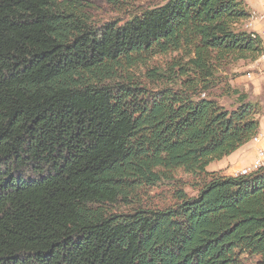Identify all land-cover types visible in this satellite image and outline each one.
Returning a JSON list of instances; mask_svg holds the SVG:
<instances>
[{
    "label": "trees",
    "instance_id": "obj_1",
    "mask_svg": "<svg viewBox=\"0 0 264 264\" xmlns=\"http://www.w3.org/2000/svg\"><path fill=\"white\" fill-rule=\"evenodd\" d=\"M251 18L246 0L99 24L59 0H0V264H264V166L206 170L260 130L262 105L227 76L263 52ZM167 52L151 89L135 72ZM178 169L202 176L195 194L139 204Z\"/></svg>",
    "mask_w": 264,
    "mask_h": 264
},
{
    "label": "rangeland",
    "instance_id": "obj_2",
    "mask_svg": "<svg viewBox=\"0 0 264 264\" xmlns=\"http://www.w3.org/2000/svg\"><path fill=\"white\" fill-rule=\"evenodd\" d=\"M59 2L61 7L81 13L86 16L90 22L99 24L109 20L123 22L131 16L138 14L145 8L163 2V0H135L130 3L112 0H59ZM255 5L264 12V0H255ZM255 17L259 19V15ZM251 20H253V18ZM249 21H247L245 25ZM245 28L247 27L245 26ZM173 55L174 54L167 52L166 54L152 56L139 66V69L135 72L137 77L143 83L147 84L149 88L152 89L153 87H156V77L153 78L148 76L147 71L153 68L160 69L161 71L170 64ZM256 65V61H239L231 66L227 76L232 86L238 87L246 92L249 95L250 100L258 101L262 105L264 112V73H260L257 70ZM217 99L225 106H229L232 102L231 98L223 95L217 96ZM260 121L261 126L264 129V113L262 114ZM249 146L250 144L244 147L243 150H246ZM226 158L227 156L220 160L210 162L206 167V170L209 172L220 171L222 174L230 173L233 169H241V167L249 164L252 160L251 155H245L241 157V159H238L236 163L228 166ZM202 180V176H194L190 173L184 172L182 169H178L173 172L168 179L143 189L139 194V204L151 208H163L169 206L175 202V195L178 190H182L188 195H193L196 193ZM241 264L257 263L254 257H247L241 261Z\"/></svg>",
    "mask_w": 264,
    "mask_h": 264
},
{
    "label": "crops",
    "instance_id": "obj_3",
    "mask_svg": "<svg viewBox=\"0 0 264 264\" xmlns=\"http://www.w3.org/2000/svg\"><path fill=\"white\" fill-rule=\"evenodd\" d=\"M246 3L248 4V6L250 8L251 17L253 18V20H252L253 27L258 29L260 27V22L258 21L257 17H255V16L260 15V14H264V12H262L261 9L255 5V0H246ZM259 132L264 133V129L261 126V121H260ZM248 144H250V146L246 150H243V148L246 147ZM261 146L264 148V138L261 141ZM256 149H257L256 145L250 140L248 143H246L243 146H241L240 148H238L234 153L227 156L226 159H227L228 166H231V164L236 163V161L238 159H241V157H243L245 155H251L252 160H253L255 155H256ZM248 151H250V152H248ZM252 160H251V162H252ZM251 162L249 164L244 165L243 167L250 165ZM243 167H241V168H243ZM238 169H240V168L233 169V170H231L230 173H223V174L233 175V171L238 170Z\"/></svg>",
    "mask_w": 264,
    "mask_h": 264
},
{
    "label": "built area",
    "instance_id": "obj_4",
    "mask_svg": "<svg viewBox=\"0 0 264 264\" xmlns=\"http://www.w3.org/2000/svg\"><path fill=\"white\" fill-rule=\"evenodd\" d=\"M260 27L256 29L252 23H248L251 30H257L264 33V14L259 15ZM257 70L264 73V63L262 65H256ZM264 88V85H263ZM264 90V89H263ZM264 138V133L258 132V137L255 141H252L257 149L256 155L252 160L251 164L238 170L233 171V175H246L264 166V148L261 146V141Z\"/></svg>",
    "mask_w": 264,
    "mask_h": 264
},
{
    "label": "bare ground",
    "instance_id": "obj_5",
    "mask_svg": "<svg viewBox=\"0 0 264 264\" xmlns=\"http://www.w3.org/2000/svg\"><path fill=\"white\" fill-rule=\"evenodd\" d=\"M251 19H250V21L248 20L249 21L248 23H252ZM248 23L245 25L246 27L248 26ZM247 29L251 30V28H249V27H247ZM251 32H252V36L253 37H255V36L259 37V39H261V41L263 43V52L260 55V57L256 60L257 65H262L264 63V33L263 32H259L257 30H251ZM257 137H258V134L255 137H253L252 141H255L257 139Z\"/></svg>",
    "mask_w": 264,
    "mask_h": 264
}]
</instances>
